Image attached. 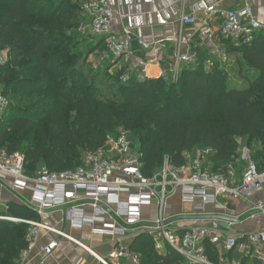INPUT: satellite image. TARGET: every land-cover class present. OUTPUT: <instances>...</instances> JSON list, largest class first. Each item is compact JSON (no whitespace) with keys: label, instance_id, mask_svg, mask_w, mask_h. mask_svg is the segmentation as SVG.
<instances>
[{"label":"trees","instance_id":"obj_1","mask_svg":"<svg viewBox=\"0 0 264 264\" xmlns=\"http://www.w3.org/2000/svg\"><path fill=\"white\" fill-rule=\"evenodd\" d=\"M88 1L0 0V51L8 48L10 56L0 70L1 95L9 101L0 115V152L23 154L26 174L75 171L119 128L131 132L146 177L159 172L166 158L185 166L187 154L198 147L208 152L212 172L227 176L243 144L264 146V32L251 43H223L227 53L237 55L238 86L218 63L206 69L205 55L185 65L175 82L132 77L123 83L125 69L111 74L106 63L95 67L90 61L106 48L103 39L90 45L82 35ZM29 96L38 102L13 104ZM66 107L76 112L73 123ZM262 157L257 162L255 153L253 159L264 168ZM0 217V264H20L29 226L11 219L38 220V215L9 203ZM129 251L141 264H190L171 248L157 251L148 234L131 241ZM234 251L225 258L232 261ZM205 255L212 264L224 262L209 242ZM240 261L261 264L251 256Z\"/></svg>","mask_w":264,"mask_h":264},{"label":"built area","instance_id":"obj_2","mask_svg":"<svg viewBox=\"0 0 264 264\" xmlns=\"http://www.w3.org/2000/svg\"><path fill=\"white\" fill-rule=\"evenodd\" d=\"M118 1L120 6H114L111 0L86 2L83 10L88 22L81 30L103 39L106 55L114 60L131 56L135 43L144 51L154 53V59L128 68L122 76L123 83H128L136 75H140L138 79L153 78L150 74L153 65L154 68L161 66L158 78L178 80L185 65L197 62L191 40L183 34L153 43L135 36L133 28L142 26L144 20L141 16L125 12L122 0ZM144 1L151 4L154 0ZM131 4V0H125L127 7ZM200 11L205 14L201 36L212 48L214 56L223 48L225 41L235 45L251 43L264 29L248 2L237 10H221L202 1L194 5V12ZM148 16L150 19L154 17L159 26H167L171 21L164 11ZM116 18L131 23V26L123 27L119 38L112 33V23ZM215 18L221 21L216 27L213 25ZM180 23L185 27L197 22L194 16L184 15ZM170 44L174 46L175 53L168 67H162L158 54L167 51ZM106 55L102 56L100 64L107 59ZM213 64L214 61L209 60L208 65L212 67ZM7 104L5 98L0 99V107ZM240 160L245 166L241 178H237L233 171L224 176L206 169V155H197L183 167L175 166L166 158L159 172L146 177L142 172V154L135 149L129 136L118 134L108 136L104 146L87 154L82 165L71 172L54 173L43 169L38 175L28 176L23 154L1 151L0 182L13 179L17 189L30 191L32 200L29 206L37 213L38 220L47 217L50 211L62 210L71 228H88L93 235L117 242V248L103 259L81 242L38 220L11 219L29 226V251L35 248L40 234L45 231L74 242L98 264H114L122 259L129 260L130 264H141L137 254H128L125 243L148 234L161 253L168 245L190 264H212L203 250L206 242L220 246L221 252L227 253L239 247L237 237L222 239L220 233L206 227L182 232L172 223L173 218L165 214L166 206L176 196L185 205H216L221 198L250 202L254 195L264 190V168L253 160L247 146H242ZM152 207L155 208V216L151 220L145 218L144 210ZM255 209L264 213V206H255ZM245 239L248 246L242 248L246 254L264 264V232L249 233ZM58 248V241L50 242L44 250V259L51 257Z\"/></svg>","mask_w":264,"mask_h":264},{"label":"crops","instance_id":"obj_3","mask_svg":"<svg viewBox=\"0 0 264 264\" xmlns=\"http://www.w3.org/2000/svg\"><path fill=\"white\" fill-rule=\"evenodd\" d=\"M206 2L209 6H214L216 9L221 10H237L243 7L246 2L250 3L253 8V14L264 27V0H154L151 4L145 3L144 0H131V5L127 7L125 5V0H122V6H124V11L130 13L131 15H138L143 18V25L140 27L133 28V33L135 36L141 37L145 42L153 43L157 40L167 39L177 37L183 34L185 37L191 40L192 52L197 56L205 55L206 69L211 67L208 65L209 60L218 63L221 68L227 69L230 75L231 66H237V55H231L227 53L226 46L213 55L212 48L206 43L205 39L201 36V31L203 29V24L205 22L204 12H194V5L200 2ZM114 6H120L121 3L118 0H111ZM156 11H164L170 17V24L167 26H159L155 18L148 16L150 13ZM184 15H192L196 19V24L193 26L183 27L180 23L181 18ZM214 27L220 25L219 18H215ZM131 26L129 20L123 22L119 18H116L112 23V33L117 38L121 37L123 34V27ZM264 32V29L261 31ZM260 34V33H259ZM104 53L97 52L90 57V61L95 67L106 63L109 67V71L115 73L128 68L136 66L137 64H143L147 61L154 59L153 52L144 51L137 43L133 45V54L131 56L125 57L121 60H114L110 56ZM175 51L174 46L169 45L167 51L159 53L161 59L160 65L162 67H168L171 63ZM103 55H106L107 60L100 64V60ZM112 59V61H111ZM235 63H232L231 62ZM234 68V66H233ZM159 69L161 66L154 68V65L150 68V74L153 78H158ZM112 73V74H113ZM140 78V75H136ZM243 144V143H242ZM246 146V145H242ZM248 147V146H247ZM252 152V157L255 153L259 156L257 162H261L264 158V146L260 143H253L250 147ZM195 154H187V162L193 158ZM254 160V159H253ZM205 168L212 171L211 167L205 164ZM244 164L241 160H237L231 171L236 174L237 178H241L244 171ZM32 200V193L26 190L17 189L14 185L13 179H7L6 181L0 182V214L6 211L9 203H18L30 207ZM264 206V190L257 193L252 197L250 202L243 201H228L221 198L216 205L204 206L201 203L196 204H183L180 197H173L168 206L170 207L167 211L168 216L172 217V223L176 228L182 232L188 231L194 227H206L212 230H216L221 234L222 239H226L230 236L237 237L239 247L235 249L232 253V261L225 258V252H221L220 246H216L219 254L222 256L223 264H240V260L243 257H250L244 251L246 245L245 236L253 232H264V213L255 209V206ZM174 210H172V208ZM31 208V207H30ZM90 212V209H87ZM144 216L147 219H154L155 208H147L144 210ZM202 216H213V218L200 219ZM217 217H228L234 219V222H229L227 220L217 218ZM38 221L46 224L49 227L57 229L61 233L68 235L81 242L83 245L88 247L97 256L107 259L109 254L112 253L117 248V242L112 239L93 235L91 230L85 229H73L68 224L64 212L62 210L50 211L49 215L45 218L39 219ZM52 241H58L59 248L53 253L49 258L44 259V250ZM129 243L127 245L129 251ZM243 247V248H242ZM170 247L168 245L164 246L162 253H166ZM205 253V245L203 247ZM128 254H133L129 251ZM253 257V256H251ZM255 258V257H254ZM98 264L97 261L88 254L84 249L79 247L74 242L63 238L55 233L43 231L37 241L35 248L31 251L28 249L23 253L22 260L20 264ZM114 263V262H113ZM114 264H130L127 259H122Z\"/></svg>","mask_w":264,"mask_h":264},{"label":"rangeland","instance_id":"obj_4","mask_svg":"<svg viewBox=\"0 0 264 264\" xmlns=\"http://www.w3.org/2000/svg\"><path fill=\"white\" fill-rule=\"evenodd\" d=\"M86 24V23H85ZM81 34V33H80ZM83 37H84V39H86V38H88L89 39V44L91 45V44H95L97 41H98V39L97 38H95L94 36H92L90 33H84L83 32ZM89 47V45H87L86 44V46L85 45H82V48H84V50H85V48H88ZM106 54V53H105ZM107 60V59H106ZM111 61H112V59H111ZM235 61L236 60H234V62H232V60H231V62L232 63H235ZM8 62H10V56H9V49L8 48H3V49H1V51H0V70H1V67H3V66H5V65H7V63ZM20 64H18L17 66H16V71H18L19 69H20V66H19ZM233 66H234V68H233ZM233 66H231V67H229L230 68V77H231V79L233 80V82L238 86L239 84H241L242 83V81L239 79V76L237 75V66H236V64L235 65H233ZM109 68V67H108ZM110 69V68H109ZM20 71V70H19ZM110 73L112 74L113 72H111L110 71ZM168 81H170V82H175V81H177V79L176 80H174V79H169ZM1 87H0V99L1 98H3L2 97V95H1ZM8 103H9V101H7ZM35 102H38V98H36L35 96H29V97H25V98H23V99H21L20 101H16V100H14L13 101V104L14 105H17V106H24V105H28V104H30V103H35ZM8 106H9V104H7L6 106H4V107H0V115H2L3 113H4V111L5 110H7L8 109ZM65 115H66V117H67V120H68V122H70V123H73V121H74V119H75V116H76V112H75V110L73 109V108H69V107H66L65 108ZM131 132L129 131V130H126V129H124V128H119L118 129V131L115 133V134H125V135H127V136H129V137H131V134H130ZM110 136H114V135H110ZM192 154H195V157L197 156V155H207L208 153L204 150V149H202V148H200V147H198V148H196L193 152H191L190 153V155H192ZM193 158V157H192ZM41 173V171H39L38 173H36V175H38V174H40ZM28 175V174H27ZM29 176V175H28ZM225 200L227 199L228 201H234V199H232V198H224ZM168 204H169V202L167 203V206H166V210H165V214L166 215H168V213H167V211L169 210V206H168ZM172 208V210H174V208L173 207H171ZM1 213H4V212H1ZM153 219V218H152Z\"/></svg>","mask_w":264,"mask_h":264},{"label":"water","instance_id":"obj_5","mask_svg":"<svg viewBox=\"0 0 264 264\" xmlns=\"http://www.w3.org/2000/svg\"><path fill=\"white\" fill-rule=\"evenodd\" d=\"M206 218H213V216H202V217H200V219H206ZM217 218H221V219L227 220L229 222H234V219H231L228 217H217Z\"/></svg>","mask_w":264,"mask_h":264}]
</instances>
